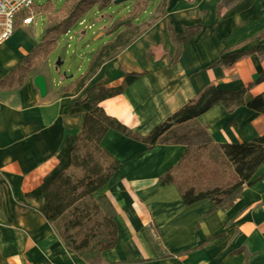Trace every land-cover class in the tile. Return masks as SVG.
<instances>
[{"label":"crops","instance_id":"crops-1","mask_svg":"<svg viewBox=\"0 0 264 264\" xmlns=\"http://www.w3.org/2000/svg\"><path fill=\"white\" fill-rule=\"evenodd\" d=\"M113 5L110 12L94 10L91 25L86 17L76 24L87 57L79 63L70 59L75 75L53 78L50 54L40 69H30L21 86L0 90V264H85L42 215L43 198L31 193L58 164L66 137L81 132L84 113L72 108L87 90L100 84L118 87L127 74L139 75L100 107L145 135L206 85L248 88L264 70V55L258 53L230 68L211 67L226 52L264 46V0H156L143 12L145 19L138 16L130 25L140 27V36L103 63L86 87H68L86 72L97 51L113 41L105 35L119 13L111 10ZM42 7L35 2L31 24L23 25L26 14L19 15L13 34L0 44V80L44 35L50 21ZM131 11L128 4L126 15ZM37 15L46 18L40 32ZM95 22L97 31L89 33ZM37 75L46 81L44 97L34 85ZM263 92L264 81L248 88L245 101ZM194 127L206 128L189 140L196 146L241 144L264 134V115L246 107L229 113L218 104L183 126ZM102 147L121 163L94 194L118 230L116 245L102 253L105 264H264V164L230 209L214 211L209 200L185 206L174 185H160V176L177 164L184 144L147 150L111 130Z\"/></svg>","mask_w":264,"mask_h":264},{"label":"trees","instance_id":"trees-1","mask_svg":"<svg viewBox=\"0 0 264 264\" xmlns=\"http://www.w3.org/2000/svg\"><path fill=\"white\" fill-rule=\"evenodd\" d=\"M156 0H135L138 13L133 10L113 21L106 30L112 39L94 55L87 70L68 87L83 89L89 79L105 62L142 34L139 30L125 43H121L120 31L128 28ZM113 0H62L60 8L50 1L43 5L49 25L41 40L17 66L0 80L1 89L21 86L31 68L40 69L61 36L66 35L79 19L92 9L102 11ZM46 6V7H45ZM163 16L160 12L156 20ZM148 26H145L147 28ZM264 55V46L250 51L224 53L211 67L230 68L238 61L254 54ZM139 75L127 74L118 87L97 85L77 98L73 112H83L81 132L66 137L58 154V164L31 193L40 196L44 203L42 215L55 229L64 246L85 264H105L102 253L117 243V225L109 211L94 194L102 189L120 168L121 163L102 147V140L109 131H115L152 150L159 144H184L186 149L177 164L159 178L161 186L174 185L185 206L209 200L213 210H228L240 198L245 187L258 178L254 175L264 164V134L241 144L192 146L189 134L205 132L206 128H183L214 106L220 104L231 113L238 107H246L264 115V92L245 101L249 87L264 81V70L248 88L219 90L212 83L203 87L179 110L156 125L145 135H139L105 113L100 102L123 93ZM264 174V172H263Z\"/></svg>","mask_w":264,"mask_h":264},{"label":"rangeland","instance_id":"rangeland-1","mask_svg":"<svg viewBox=\"0 0 264 264\" xmlns=\"http://www.w3.org/2000/svg\"><path fill=\"white\" fill-rule=\"evenodd\" d=\"M49 1H52L55 4V6H54L55 8L61 7L62 0H35L37 5H44L45 3L49 2ZM128 4L132 5L133 13H138V7L135 6L134 1L124 2V3L118 4V5H113L110 7L111 10L119 12L118 13L119 16L118 15H117V17L115 16V19L119 18L120 16L126 15V6ZM41 9L43 10V7ZM151 9H152V7H149L147 9V12L150 11ZM94 10H97V12L99 11L98 9H92L91 11L85 13L82 16V17H86V19H85L86 25H91L90 20H91V18H93L92 13L94 12ZM108 10H109V8L107 7L106 9H104L100 12H104V11L110 12ZM145 18H146V13H141L139 15L140 20H143ZM35 22H36L35 27H36L37 31L40 32L42 30L43 26L46 24V18L42 15L41 16L37 15L35 17ZM76 24L74 25V27L69 32L70 36L72 38H70V36L68 34L61 36L58 39V41L56 42L55 48L51 52V61H52L51 76L53 78H58L59 76L64 75V74L66 76H71L73 74L75 75L76 74V68L73 67L70 69V65H69L70 59H73V60L76 59V60H78V63H79L82 61L83 57H87V54H85L86 53V43H85V41L82 43H79V38H78V34H77L78 26ZM98 27H99V23L95 22L94 26H92L91 30H88V32L89 33L96 32ZM139 29H140V27H132V26L127 28L123 33H121L122 35H121L120 42L123 44V43H125V41H128L134 35V33H136V31ZM77 54H79V56ZM59 60L63 64H61L57 68V62ZM192 135H193L192 133L189 134V136H188L189 140L191 139ZM189 143H190V145L196 147L195 143H193L192 140L189 141Z\"/></svg>","mask_w":264,"mask_h":264},{"label":"built area","instance_id":"built-area-1","mask_svg":"<svg viewBox=\"0 0 264 264\" xmlns=\"http://www.w3.org/2000/svg\"><path fill=\"white\" fill-rule=\"evenodd\" d=\"M35 0H0V44L14 32L15 20L21 14L23 25L31 24L34 19Z\"/></svg>","mask_w":264,"mask_h":264},{"label":"water","instance_id":"water-1","mask_svg":"<svg viewBox=\"0 0 264 264\" xmlns=\"http://www.w3.org/2000/svg\"><path fill=\"white\" fill-rule=\"evenodd\" d=\"M132 1H135V0H113V4L118 5L124 2H132ZM59 65H61L60 60L57 62V66ZM34 85L38 89L40 96L44 97L47 93L45 78L41 75H37L34 78Z\"/></svg>","mask_w":264,"mask_h":264}]
</instances>
